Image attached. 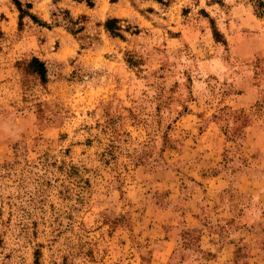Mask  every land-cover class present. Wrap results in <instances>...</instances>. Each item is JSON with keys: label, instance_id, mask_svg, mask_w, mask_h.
<instances>
[{"label": "rangeland", "instance_id": "obj_1", "mask_svg": "<svg viewBox=\"0 0 264 264\" xmlns=\"http://www.w3.org/2000/svg\"><path fill=\"white\" fill-rule=\"evenodd\" d=\"M21 1L45 24L0 0V264H264L255 1Z\"/></svg>", "mask_w": 264, "mask_h": 264}, {"label": "trees", "instance_id": "obj_2", "mask_svg": "<svg viewBox=\"0 0 264 264\" xmlns=\"http://www.w3.org/2000/svg\"><path fill=\"white\" fill-rule=\"evenodd\" d=\"M78 1H83V0H78ZM89 3H91V0H85ZM160 3H164V0H156ZM221 0H217V2H220ZM255 1V8L257 11L261 14L264 15V0H254ZM19 12H20V24L22 25L23 19L26 16L31 17L35 22H39L41 24H45L44 21L39 19L34 13L31 12L32 4L31 3H26L24 5L21 0H14ZM120 19L117 17H109L105 21V28L107 31H109L113 36H123V27L120 24ZM214 28V34L216 39L219 41L221 33L220 31L216 28V26L213 25ZM32 71L36 73L37 75L40 76L41 80L43 82L47 81V66L44 61H42L39 57L33 56L28 64Z\"/></svg>", "mask_w": 264, "mask_h": 264}]
</instances>
